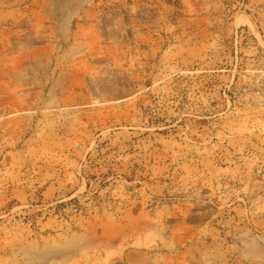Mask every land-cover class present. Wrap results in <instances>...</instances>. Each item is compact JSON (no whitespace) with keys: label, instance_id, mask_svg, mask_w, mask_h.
<instances>
[{"label":"rangeland","instance_id":"1","mask_svg":"<svg viewBox=\"0 0 264 264\" xmlns=\"http://www.w3.org/2000/svg\"><path fill=\"white\" fill-rule=\"evenodd\" d=\"M0 264H264V0H0Z\"/></svg>","mask_w":264,"mask_h":264}]
</instances>
